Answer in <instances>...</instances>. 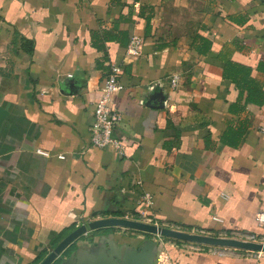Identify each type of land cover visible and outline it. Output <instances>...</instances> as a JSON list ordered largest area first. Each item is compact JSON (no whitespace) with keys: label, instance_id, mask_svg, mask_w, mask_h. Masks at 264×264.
Returning <instances> with one entry per match:
<instances>
[{"label":"crops","instance_id":"0c3cea01","mask_svg":"<svg viewBox=\"0 0 264 264\" xmlns=\"http://www.w3.org/2000/svg\"><path fill=\"white\" fill-rule=\"evenodd\" d=\"M113 64L123 155L90 134ZM147 194L159 226L264 242V0H0V264H40L96 220L145 222ZM148 243L149 264H264L126 228L63 257L126 264Z\"/></svg>","mask_w":264,"mask_h":264},{"label":"built area","instance_id":"2783aa9c","mask_svg":"<svg viewBox=\"0 0 264 264\" xmlns=\"http://www.w3.org/2000/svg\"><path fill=\"white\" fill-rule=\"evenodd\" d=\"M143 44L144 40L142 38L134 36L127 47V57L130 59H139L142 56ZM122 73V66L118 64H113L111 66L110 71L104 80V85L99 99L95 104L93 122L90 126L92 145L96 148L111 151L118 155H123L122 143L115 135L120 123L122 122V112L113 104V99L124 89L120 80ZM180 82V76H173L170 81L171 87L173 89H177ZM143 202L145 203V206L142 212V217L140 218L145 220L143 223L162 227L153 222V220L149 217V210L153 206L152 197L147 194L144 196ZM257 221L260 225L264 226V213H260L257 216ZM249 241L264 243L257 241L255 238H252V240ZM193 246H195L196 250H205L203 245L194 244ZM245 253L249 256L254 254H257V256L264 254L250 251H246Z\"/></svg>","mask_w":264,"mask_h":264},{"label":"water","instance_id":"95a60500","mask_svg":"<svg viewBox=\"0 0 264 264\" xmlns=\"http://www.w3.org/2000/svg\"><path fill=\"white\" fill-rule=\"evenodd\" d=\"M107 228H126L138 232L157 235L163 238L178 240L197 245L209 247L232 248L236 250L250 251L255 253H264V243H256L250 241H241L232 238L211 237L199 234H190L173 229L157 227L143 222L123 219L110 218L102 219L83 224L73 232H71L40 264H73L74 259H64V254L71 245L82 238L88 232L107 229ZM155 243H148L145 249L140 250L138 255H134L133 259H129L126 264H149L151 251Z\"/></svg>","mask_w":264,"mask_h":264},{"label":"trees","instance_id":"16d2710c","mask_svg":"<svg viewBox=\"0 0 264 264\" xmlns=\"http://www.w3.org/2000/svg\"><path fill=\"white\" fill-rule=\"evenodd\" d=\"M109 230V229H108Z\"/></svg>","mask_w":264,"mask_h":264}]
</instances>
